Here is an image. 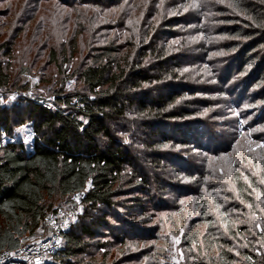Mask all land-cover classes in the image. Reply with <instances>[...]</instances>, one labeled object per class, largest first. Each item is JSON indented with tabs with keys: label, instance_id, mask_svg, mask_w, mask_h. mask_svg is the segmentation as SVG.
<instances>
[{
	"label": "trees",
	"instance_id": "trees-1",
	"mask_svg": "<svg viewBox=\"0 0 264 264\" xmlns=\"http://www.w3.org/2000/svg\"><path fill=\"white\" fill-rule=\"evenodd\" d=\"M51 1L69 10L73 34L68 47L59 45L62 65L79 56L73 71L79 84L59 88L52 111L22 100L0 107V134L14 137L16 127L29 123L35 132L30 145L22 138H0V255L37 234L45 238V219L54 205L87 189L85 212L64 235L55 260L116 264L108 261L109 248L100 254L94 249L107 244L91 240L110 229L109 219L117 229L129 225V231L148 223L124 226L117 211L130 209L125 205L131 202L142 215L155 204L152 191L160 180L167 184L161 167L175 158L166 145H192L190 131L226 88L240 91L264 112V0ZM10 86L0 64V88L13 90ZM260 160L262 172L255 175L245 160L237 161L214 188L225 198H213L214 203L201 198L188 219L178 200L152 214L158 232L167 224L176 229L178 218L186 224L180 264H264ZM145 229L148 236L136 245H150L149 263L162 264L161 240ZM175 232L179 235V228ZM116 238L124 240L125 234Z\"/></svg>",
	"mask_w": 264,
	"mask_h": 264
},
{
	"label": "rangeland",
	"instance_id": "rangeland-1",
	"mask_svg": "<svg viewBox=\"0 0 264 264\" xmlns=\"http://www.w3.org/2000/svg\"><path fill=\"white\" fill-rule=\"evenodd\" d=\"M68 11L61 3H54L51 0H0V64L9 76L12 85L10 87L14 88L13 90H31L37 95L55 97L59 88L72 90L78 86L77 75H73V71L79 56L76 55L70 63L62 65L63 46L59 45L64 43L68 47L73 34V23L67 16ZM6 47L11 50L9 55L6 53ZM52 48L57 49L56 54L51 53ZM69 56L70 54L66 55V59ZM190 68L195 70L196 65L192 64ZM69 81L72 83L68 84ZM217 82L223 88L220 81ZM233 90L226 88V91H219L212 98L211 106L203 111L201 124L197 123L198 129L190 131L194 139L192 145H179L176 148L170 144L166 145L173 150L175 158L169 162L167 159L161 167L166 169L167 175L164 177L167 184L160 180L161 185L152 191L150 200L153 198L156 205L151 204L147 207L149 211L142 215L139 213L141 209L128 205H131V202L125 205V208L130 209L118 208L117 212L125 221L124 226L127 222L134 221L139 224L142 220H148V223L134 230L130 228V232L129 225L124 229H117L116 221L109 219L110 229L102 231L99 239L91 240L95 245L107 244L99 249L94 247L97 253H104L109 248V262L150 264L149 258L152 255V252H149L150 245L144 246L142 243L136 245L140 237L148 236L145 229L148 228L154 230L156 238L161 240L157 242L161 244L157 246L160 247V251L165 249L164 255L159 257L162 264H180L183 257V251L179 247L180 236L186 224L181 223L178 218L176 229H169L167 224V229L164 227V230L158 232L155 227L156 217H152V214L157 212L158 208L172 207L174 201L178 200L181 205H186V211L182 216L183 219H188L193 212L191 209L198 205L201 198L203 203L211 202L213 198L224 199L225 197L218 194L220 190L214 188L223 184L237 161L245 160L246 163L243 164H248L246 168H251L250 171L254 175L259 170L262 172L260 159H264V153L263 151L260 153V150L264 149V125L260 121L264 119V112L258 108V103L252 104L249 99H243V93ZM201 96L197 95L198 98ZM222 99L227 100V105ZM18 111L22 112L23 108L20 107ZM182 121L179 120L180 127ZM31 131L32 126L29 123L16 127L14 137L8 138L3 133L0 134V138L2 141L22 138L30 145L34 136H26ZM141 148L143 149L140 145L139 149ZM159 187L163 189L159 190ZM193 192L201 193L196 196ZM145 198L149 202V199ZM62 202H57L54 207L61 206ZM165 214L162 212L163 216ZM178 228L179 235L175 232ZM117 234L122 236L125 234V239L116 238ZM134 234L139 238L134 237ZM39 239L40 235L37 234L30 237L29 241ZM151 241L153 243L154 239L147 241L148 244H151ZM135 258L137 261L133 263L131 260Z\"/></svg>",
	"mask_w": 264,
	"mask_h": 264
},
{
	"label": "built area",
	"instance_id": "built-area-1",
	"mask_svg": "<svg viewBox=\"0 0 264 264\" xmlns=\"http://www.w3.org/2000/svg\"><path fill=\"white\" fill-rule=\"evenodd\" d=\"M72 83L69 81L68 84ZM31 101L52 111L55 108V97H44L31 90L16 89L7 91L0 88V107L15 101ZM35 132L27 133V136ZM87 189L71 196L67 204L56 207L45 219L47 236L36 241H26L14 250H5L0 255V264H58L55 255L64 241V235L73 228L86 209Z\"/></svg>",
	"mask_w": 264,
	"mask_h": 264
}]
</instances>
